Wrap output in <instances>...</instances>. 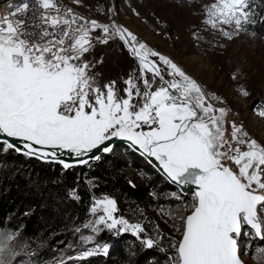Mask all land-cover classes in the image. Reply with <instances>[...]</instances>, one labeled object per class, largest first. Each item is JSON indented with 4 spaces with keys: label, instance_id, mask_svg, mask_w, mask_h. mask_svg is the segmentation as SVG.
Masks as SVG:
<instances>
[{
    "label": "snow or ice",
    "instance_id": "6c2138e0",
    "mask_svg": "<svg viewBox=\"0 0 264 264\" xmlns=\"http://www.w3.org/2000/svg\"><path fill=\"white\" fill-rule=\"evenodd\" d=\"M38 3L43 9L38 37L26 31L32 25L17 19L28 13L27 2L9 3L11 11L0 15V154L15 152L71 170L101 161L121 141L126 151L149 163L154 159L181 193L186 187L193 190L192 213L181 217L182 239L170 245L178 253L173 264H244L241 257L252 242L264 241V144L233 123L237 146L222 150L228 143L227 109L214 107L212 101L219 98L118 23L115 5L108 8L110 20L104 23L86 18L62 0ZM255 15L250 0H215L205 6L202 23L231 40L255 23ZM97 30L100 35H93ZM193 37L203 39L195 32ZM117 40L139 65V75L133 72L124 80L123 95L115 80L101 86L98 74L92 73L102 58L85 59L96 44ZM242 95L249 93L244 90ZM228 160L238 172L226 166ZM68 197L80 199L76 190ZM118 211L115 198L93 196V219L84 225L91 234L81 237L86 250L76 259L109 254L110 244L95 241L102 231L116 237L131 233L146 249L159 245L163 237L149 236L142 223H131ZM256 251L264 254V244Z\"/></svg>",
    "mask_w": 264,
    "mask_h": 264
},
{
    "label": "rangeland",
    "instance_id": "374dc122",
    "mask_svg": "<svg viewBox=\"0 0 264 264\" xmlns=\"http://www.w3.org/2000/svg\"><path fill=\"white\" fill-rule=\"evenodd\" d=\"M214 2L215 0H118L115 3V0H81L80 5L95 18L106 20L110 18L107 10L114 4L118 23L128 27L133 33L143 35L156 51L172 58L201 83L207 94L219 98L212 103L217 109L220 107L227 109L224 118V139L228 143L232 140L234 123L236 126L242 125L250 139H256L264 144V117L260 115V111H264V3L262 0H250V7L256 14L255 23L248 25L246 30L229 40L202 23L205 18V6ZM228 30L233 29L229 27ZM194 32L203 39H195ZM93 35H100L99 30ZM101 58L102 62L96 63L92 73L98 74L97 79L101 86L115 80L117 88L123 95V89L126 87L124 80L130 73L135 72L139 75L138 62L129 57L122 42L118 40L110 41L107 45L98 43L93 51L85 54V59L89 61L96 62ZM153 87L155 89V86ZM244 90L249 93L247 97L242 95ZM228 143L222 150L227 151ZM119 147L125 157L127 155L125 147ZM7 155L8 153L0 154V166L12 168L11 163L1 162ZM225 164L238 172V166L233 161H225ZM145 171L132 160L130 169L132 180L151 188V185L147 184L150 176ZM7 189L0 183L1 196ZM190 195L191 200L188 201L181 198L177 192L159 191L157 187L150 193L153 201L147 205L149 206L146 208L147 212L141 210L142 207L141 209L136 207V210L127 209L130 205L123 200L121 206L120 199L123 196L120 193L116 197L109 196L117 200L118 216L122 215L131 223H142L151 237L160 236L166 244L170 245L175 241L178 245L185 222L181 217L186 218L192 211L191 206L194 203V194ZM170 199L177 200L176 204L170 205ZM35 213L34 210L28 211L29 215ZM91 219L93 217L89 215L88 210L82 222H76L66 230L45 231L40 239L33 241L29 237L24 239L20 231L14 233L6 230V233L3 232L4 241H12L13 246H18L19 249L12 253L5 252L0 262L33 264L37 256L40 260L37 264H92L102 258L111 261L113 259L111 255L117 245L115 243L125 239L126 235H132L131 233H123L116 237L108 231H102L96 234L95 241L99 244H110L109 254L98 255L85 261L76 259L86 250L85 245L81 243V237L91 234L84 228L85 223ZM76 229L81 231L77 232ZM107 235L115 238L114 243L107 241ZM130 244H133V241H130ZM261 244H264V241L254 240L249 251L242 255L247 264H264V254L256 251L257 245ZM1 245L4 246L2 238L0 247ZM92 246L94 245L87 247ZM142 248L144 251L139 259L144 261L149 257L151 249H146L143 245ZM169 258L170 264H173L175 258L172 256ZM162 264H168V261Z\"/></svg>",
    "mask_w": 264,
    "mask_h": 264
},
{
    "label": "trees",
    "instance_id": "16d2710c",
    "mask_svg": "<svg viewBox=\"0 0 264 264\" xmlns=\"http://www.w3.org/2000/svg\"><path fill=\"white\" fill-rule=\"evenodd\" d=\"M262 1L264 3V0ZM126 52L128 53L127 50ZM131 153L139 162H136L137 164L142 160L147 164L144 170L150 176L147 184L151 185V188L132 180L131 155L124 157L119 146L112 154L103 156L101 161L91 164L90 167L78 166L71 170H62L58 164H49L9 152L1 162L11 163L12 168L0 166V183L8 188L4 195H0V231H20L24 239L29 237L33 241L40 239L45 231L66 230L70 225L83 221L94 195L107 194L116 197L120 193L123 196L120 199L121 206L123 200L130 205L127 209L136 210V207H142L141 210L145 211L149 207L147 205L153 201L150 193L157 187L159 191L177 192L181 198L191 200L190 194L180 193L144 158ZM129 181H133L135 186H131ZM71 190L77 191L79 200L68 197ZM176 202L175 199L169 200L170 205ZM29 210L36 213L29 215ZM106 239L109 243L115 241L112 235H107ZM130 241H133V244H130ZM115 244L117 245L111 255V261L102 258L92 264H162L165 261L170 264V256L175 258L174 262L178 261L176 248L170 247L172 242L168 245L160 240L157 247L149 250L150 255L144 261L139 259L144 249L134 236L126 235L125 239ZM18 249L19 247L15 246L13 252ZM35 260L33 264L40 261L39 256Z\"/></svg>",
    "mask_w": 264,
    "mask_h": 264
},
{
    "label": "built area",
    "instance_id": "2783aa9c",
    "mask_svg": "<svg viewBox=\"0 0 264 264\" xmlns=\"http://www.w3.org/2000/svg\"><path fill=\"white\" fill-rule=\"evenodd\" d=\"M23 2H27L30 5L29 11L26 15L18 16L17 19L24 20L26 22V24L32 25L31 27H28L26 29V31L32 32V33L36 34L38 37L39 33L43 30L42 27L40 26L41 25L40 17L42 16L43 9L39 6L38 0H0V15L7 14L9 11H11V9L8 7L9 3L19 5ZM62 3L67 5L68 7H73L77 12L83 14L88 19H96L93 16V14L91 12H89L84 6H81L80 4L75 5L73 3V0H62ZM97 20L100 22L107 23V22H109L110 18L106 19L104 21H101L99 19H97ZM49 30L51 31V29H49ZM134 34H136L142 42H146L151 48H153L155 50L152 43L147 41L143 35H141L138 32H135ZM128 53H129V51H128ZM129 55L132 58H134L130 53H129ZM134 59L138 62V60L136 58H134ZM90 62H94V61H90ZM95 65H96V63H95ZM229 145H231V147L233 149L237 146L233 140H231L228 143L227 150L229 148ZM239 147L241 148L242 151L246 150L245 145H240Z\"/></svg>",
    "mask_w": 264,
    "mask_h": 264
},
{
    "label": "water",
    "instance_id": "95a60500",
    "mask_svg": "<svg viewBox=\"0 0 264 264\" xmlns=\"http://www.w3.org/2000/svg\"><path fill=\"white\" fill-rule=\"evenodd\" d=\"M118 2V0H115V3H117ZM112 7V6H111ZM117 146H124V143L123 142H121V141H117L116 142V147ZM125 147V146H124ZM137 154V153H136ZM139 155V154H138ZM104 156H106V155H104ZM139 156H141V155H139ZM142 157V156H141ZM103 158V157H102ZM142 158H144V157H142ZM145 159V158H144ZM146 160V159H145ZM147 162H148V160H146ZM94 163H96V162H94ZM149 163V162H148ZM93 164V163H92ZM151 166H153L162 176H164L163 175V173L159 170V168L158 167H156L155 165L157 164V162H155L154 161V159H153V161L151 162V163H149ZM87 167H90V166H87ZM165 177V176H164ZM166 178V177H165ZM166 180H167V178H166ZM168 181V180H167ZM172 186H174V187H176L179 191H180V189L176 186V185H174V184H172L170 181H168ZM181 192V191H180ZM190 193H193V190H191V188L190 187H186L185 189H184V191L182 192V194H190ZM193 210V209H192ZM192 213V211L191 212H189L188 213V215H190ZM187 215V216H188ZM186 216V217H187ZM184 226H185V222H184ZM184 231V230H183ZM182 239V236H181V238H180V240ZM242 258V260L244 261V264H247V262L245 261V259L243 258V256L241 257Z\"/></svg>",
    "mask_w": 264,
    "mask_h": 264
},
{
    "label": "flooded vegetation",
    "instance_id": "af4514ba",
    "mask_svg": "<svg viewBox=\"0 0 264 264\" xmlns=\"http://www.w3.org/2000/svg\"><path fill=\"white\" fill-rule=\"evenodd\" d=\"M134 154H136V153L134 152ZM129 155H131V158H132L133 162L135 163V165L141 167L142 169H146V165H147V164H146L143 160L141 161L140 164H137V163H139V162H137L135 156H134L130 151H127V155H126V157H128ZM145 161H146V160H145ZM136 162H137V163H136ZM146 162H147V161H146ZM147 163H148V162H147ZM148 164H149V163H148Z\"/></svg>",
    "mask_w": 264,
    "mask_h": 264
},
{
    "label": "bare ground",
    "instance_id": "6f19581e",
    "mask_svg": "<svg viewBox=\"0 0 264 264\" xmlns=\"http://www.w3.org/2000/svg\"><path fill=\"white\" fill-rule=\"evenodd\" d=\"M113 5H114V4H113ZM113 5H112V6H113ZM96 19H98V18H96ZM99 20H100V19H99ZM101 21H104V20H101Z\"/></svg>",
    "mask_w": 264,
    "mask_h": 264
}]
</instances>
